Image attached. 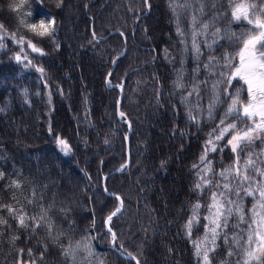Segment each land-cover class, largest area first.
I'll return each instance as SVG.
<instances>
[{"label": "trees", "instance_id": "obj_1", "mask_svg": "<svg viewBox=\"0 0 264 264\" xmlns=\"http://www.w3.org/2000/svg\"><path fill=\"white\" fill-rule=\"evenodd\" d=\"M18 2L0 0V25L17 39H31L45 55L25 44L33 67L15 60L21 51L15 42L6 41L0 50V205L22 209L30 226L31 217L43 214L44 220L31 232L0 209V219L7 221L0 224V264H32L33 258L35 264H135L124 257L129 254L139 264H200L193 241L204 235L203 206L209 196L207 188L203 193L195 189L193 164L199 163L226 104L217 107L213 120L205 112L197 125L188 119L186 103L196 97L187 92L198 84L199 102L207 108L217 74L204 65L209 56L221 58L240 47L232 41L247 31L246 22L231 19L228 0H63L59 7L58 0H28L20 12L13 11ZM244 2L264 5V0ZM29 7L26 23H47L52 17L53 36H34L19 24ZM193 16L197 30L207 24L208 33L218 28L220 36L229 31L235 36L218 40L211 52L200 43L203 55L196 59ZM180 72L187 89L176 87ZM120 88L123 117L117 112ZM241 99H247L246 92ZM58 139L70 146L68 155ZM262 140L264 136L245 150L257 161H264ZM128 151L130 165L116 173L126 165ZM234 155L230 146L209 153L213 171L232 165ZM196 203L202 205L200 224L188 236L185 224ZM252 206V198H246V214ZM117 208L122 212L109 223ZM235 221L231 217L226 229L229 244ZM108 223L116 234L115 247ZM86 236L94 237L92 255L82 246L75 249ZM69 242L75 261L62 254ZM217 245L210 253L212 264H236L238 257L227 255L223 236Z\"/></svg>", "mask_w": 264, "mask_h": 264}, {"label": "snow or ice", "instance_id": "obj_2", "mask_svg": "<svg viewBox=\"0 0 264 264\" xmlns=\"http://www.w3.org/2000/svg\"><path fill=\"white\" fill-rule=\"evenodd\" d=\"M62 2L63 0H58L57 7ZM228 3L231 9V19L237 22L243 20L248 25L247 31L241 37H237L232 41L233 45L239 44L240 47L235 52L225 53L221 58L208 57L209 62L204 67L210 73H216L217 78L211 82L209 103L206 109H203L199 102L201 97L198 84H193L191 90L187 92L188 96L195 95L196 97L195 101H186V103L189 106L188 119L197 125L200 123L199 117L204 116L205 112L208 120H213L215 119L214 113L217 107L226 104L224 115L208 134L199 163L193 164L198 177L195 189L203 193L207 188L209 196V202L203 206L207 213L203 217L206 222L203 225L204 235L193 241V246L200 264H212L214 257H211L210 253L216 251L217 241L223 236V243L229 246L227 255L238 257L236 264H264V259H262L264 258V169L260 167V164H264V161L254 160L252 153H245V150L256 139L264 136V18H262L264 5L257 8L255 4L247 5L244 0H240V2L228 0ZM26 4H28V0H19L13 6V11L20 12ZM187 6L185 5V7ZM249 8L252 9L251 12ZM30 14L29 7L25 9L19 18V24L26 27L34 36L41 38L53 36L55 31L54 18L48 17L47 23L43 20H40L39 23L35 21L26 23L24 17ZM196 24L197 18L193 16L191 48L196 59L203 55L200 43H203L211 52L213 51V44H216L218 40L235 36V33L231 31L226 36H220L218 28L208 33L207 24H203L200 30H197ZM178 33L183 35L182 32H179V29ZM198 36L205 38L198 41ZM209 37H213V39L209 40ZM6 39H10L20 46V53L14 57L18 63L27 60V64L32 65V60L28 59V54L24 51L25 44L32 52L41 56L45 55L43 49L33 43L31 39H26L23 36L17 39L14 33L9 35L3 29V25H0V50L6 47L4 43ZM32 66L35 67V65ZM36 71L43 73L44 69L37 67ZM196 71H199V69L197 68ZM182 80L183 73L180 72L177 74L176 87L187 89L188 85L182 83ZM234 81L237 82L235 88H233ZM202 82L208 83V81ZM109 86H112L111 83ZM117 87L120 86L117 85ZM229 89H232L231 92ZM242 92L247 93L246 100L241 99ZM222 96L224 99H221ZM194 109L196 110L195 114ZM120 115L123 117L124 113L121 112ZM225 136H228L226 141L224 140ZM220 141H224V144L220 145ZM57 142L60 150L68 155L71 149L67 142L63 139H58ZM105 142L107 143V141ZM262 143H264V140H262ZM226 146H230V151L235 154L233 163L221 172H214L209 153L217 152L218 148L223 151ZM241 153H245L243 163H241ZM210 176L211 178H209ZM217 176L221 179L216 180ZM257 176L261 179L257 180ZM0 178H3V173H0ZM233 182H235L234 188L232 186ZM12 186L19 187V184L13 181ZM249 197L253 200V206L246 214L244 200ZM116 199H119V197H116ZM201 207L200 203L193 205L192 216L185 224L188 236H191L194 224H200L199 209ZM0 209H6L8 214L17 220L20 227L31 232H35L36 228L41 227V221L44 220L43 214L39 219L31 217L29 218L32 221L30 226L26 223V213H23L22 209H16L10 205H0ZM119 211L120 208H117L108 216L107 220L110 222L112 217ZM233 216H235L236 221L233 225L234 231L231 234V244H229V233L226 229L229 227V219ZM0 224H7V221L0 219ZM241 225H246V227L241 228ZM46 227L51 233V224H47ZM108 233L115 247L116 234L111 228L108 229ZM92 239L94 237H84L82 241L77 242L75 249H80L82 246L89 255H92L93 249L90 244ZM75 249L69 242L68 247L64 249L62 254L75 261ZM28 255L32 256L31 249L28 250ZM132 258L135 259V257ZM39 259H43V253H41ZM18 264H28V262L18 261ZM32 264H35V258H33ZM137 264H139L138 261Z\"/></svg>", "mask_w": 264, "mask_h": 264}, {"label": "water", "instance_id": "obj_3", "mask_svg": "<svg viewBox=\"0 0 264 264\" xmlns=\"http://www.w3.org/2000/svg\"><path fill=\"white\" fill-rule=\"evenodd\" d=\"M121 92H122V96H121V99H120V102H119L118 108H117V112H118V116L119 117H122L120 115V113L122 112V102H123V94H124V89L123 88H121ZM130 162H131V155H130V152L128 151V157H127V163H126V165L124 166V168H122L121 170L117 171L116 173H121L126 167H128L130 165ZM121 212H122V208H120V211L115 216L119 215ZM109 223H108V227H109ZM124 257L126 259H128V260L133 261L135 264H137V260L136 259H133L132 257H129V256H124Z\"/></svg>", "mask_w": 264, "mask_h": 264}, {"label": "rangeland", "instance_id": "obj_4", "mask_svg": "<svg viewBox=\"0 0 264 264\" xmlns=\"http://www.w3.org/2000/svg\"><path fill=\"white\" fill-rule=\"evenodd\" d=\"M8 40H10V39H6L5 42L8 41ZM5 42H4V43H5ZM262 137H263V136H262ZM262 137H261V138H262ZM256 140H257V139H256ZM58 147L60 148V146H58Z\"/></svg>", "mask_w": 264, "mask_h": 264}]
</instances>
